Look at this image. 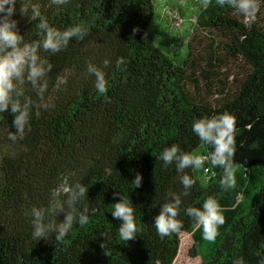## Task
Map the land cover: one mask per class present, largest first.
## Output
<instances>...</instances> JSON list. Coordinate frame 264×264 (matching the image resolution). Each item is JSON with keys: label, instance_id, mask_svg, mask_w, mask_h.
<instances>
[{"label": "trees", "instance_id": "obj_1", "mask_svg": "<svg viewBox=\"0 0 264 264\" xmlns=\"http://www.w3.org/2000/svg\"><path fill=\"white\" fill-rule=\"evenodd\" d=\"M156 1L68 0L56 8L34 0L51 24L82 22L89 31L48 57L53 69L47 96L54 106L33 116L23 139H8L13 117L0 114V264H172L181 233L191 234L200 264H231L238 256L257 264V253L264 254V180L246 206L244 181L235 172V186L221 189V170L207 162L185 170L195 183L181 199L184 207L199 206L214 196L226 209L215 240L204 241L183 212L178 233L161 238L152 224L160 205L182 191L181 173L174 164L161 167L159 152L173 143L194 154L209 151L191 131L194 119L233 113L234 167H264V4L246 24L210 0L195 23L199 33L194 28L183 56L174 60L147 32ZM19 8L17 3L12 16L19 32L26 41L37 39V22ZM89 64L105 73L106 97L97 94ZM58 76L67 80L59 89ZM137 173L142 183L132 188ZM75 182L88 186L75 208L87 209L89 222H74L63 241L51 235L34 241L26 211L44 208L46 222L62 221L55 203L66 199ZM114 193L129 196L142 225L128 242L119 240V221L110 212L119 198Z\"/></svg>", "mask_w": 264, "mask_h": 264}, {"label": "clouds", "instance_id": "obj_2", "mask_svg": "<svg viewBox=\"0 0 264 264\" xmlns=\"http://www.w3.org/2000/svg\"><path fill=\"white\" fill-rule=\"evenodd\" d=\"M67 2L68 0H49V5L59 8ZM17 3L20 4L21 15L26 16L31 22H37L35 25L37 39L26 41L24 35L19 32L17 21L12 18ZM209 3L210 0H203L205 7ZM215 3L222 8L227 6L246 24H251L256 20L264 0H215ZM88 31V25L82 22L63 28L51 24L34 0H24L23 4L21 0H0V114L5 112L12 114L11 123L15 131H9V140L23 139L26 130H30L33 116H39L41 110L54 106L51 98L47 96L49 73L53 69L48 57L67 48L71 40H82ZM115 63L117 68H121L124 61L117 58ZM87 71L94 76L93 85L97 94L106 97L109 81L105 73L93 64L88 65ZM66 82L65 77L58 76L54 87L59 89ZM191 131L209 151L204 155L194 154L182 151L173 143L159 152L156 160L162 162L161 167L167 168L174 164L177 173H181L179 180L182 191L179 194H170L169 199L160 205L152 224L161 238L178 233L183 228V220L180 219L183 212L201 230V238L211 242L215 240L219 226L225 221L226 209L214 196L206 197L199 206L184 207L181 197L188 196L195 183L185 170L200 169L207 162L212 168L221 170L218 181L221 189L228 190L235 186L236 116L228 111L202 116L193 120ZM141 183L142 176L137 173L131 180L132 188H138ZM87 189L88 186L75 182L67 190L66 199L55 203L56 214L64 213L63 220L58 223L45 221L44 208L32 207L26 211L25 214L32 218V239L34 241L48 239L51 235L56 241H63L70 233L74 222L81 226L86 225L89 222L87 209L77 212L75 205L87 197ZM117 194L119 198L111 203L110 212L112 217L119 221L117 228L119 240L128 242L137 236L142 225L134 213L129 196L114 193ZM257 256V264H264V254L258 252ZM231 264H245V258L235 257Z\"/></svg>", "mask_w": 264, "mask_h": 264}, {"label": "rangeland", "instance_id": "obj_3", "mask_svg": "<svg viewBox=\"0 0 264 264\" xmlns=\"http://www.w3.org/2000/svg\"><path fill=\"white\" fill-rule=\"evenodd\" d=\"M203 8V0H157L147 32L153 37L155 44L170 58L179 60L183 56L187 40L196 28L197 17ZM196 29V33H199V28ZM234 169L239 177L238 182L242 179L244 186L250 179L247 187L242 188L245 195L244 204L247 206L253 192L264 180V167L256 166L252 169L234 167ZM243 171L246 173V179ZM193 243L190 233H181L179 250L172 264H200V258L192 255Z\"/></svg>", "mask_w": 264, "mask_h": 264}, {"label": "built area", "instance_id": "obj_4", "mask_svg": "<svg viewBox=\"0 0 264 264\" xmlns=\"http://www.w3.org/2000/svg\"><path fill=\"white\" fill-rule=\"evenodd\" d=\"M207 171V169H205V172Z\"/></svg>", "mask_w": 264, "mask_h": 264}]
</instances>
